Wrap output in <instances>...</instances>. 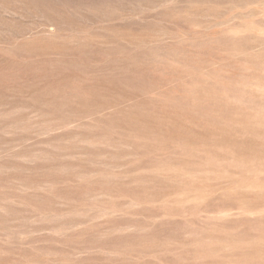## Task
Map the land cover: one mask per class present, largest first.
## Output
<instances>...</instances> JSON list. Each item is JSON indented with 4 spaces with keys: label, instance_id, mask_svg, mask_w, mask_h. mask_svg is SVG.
<instances>
[{
    "label": "rangeland",
    "instance_id": "1",
    "mask_svg": "<svg viewBox=\"0 0 264 264\" xmlns=\"http://www.w3.org/2000/svg\"><path fill=\"white\" fill-rule=\"evenodd\" d=\"M0 264H264V0H0Z\"/></svg>",
    "mask_w": 264,
    "mask_h": 264
}]
</instances>
